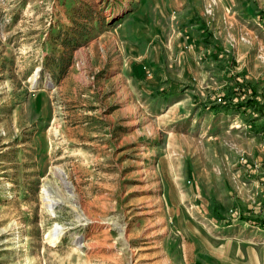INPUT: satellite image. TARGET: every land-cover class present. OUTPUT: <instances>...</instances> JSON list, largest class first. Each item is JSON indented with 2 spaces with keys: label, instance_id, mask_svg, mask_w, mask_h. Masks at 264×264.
Segmentation results:
<instances>
[{
  "label": "rangeland",
  "instance_id": "rangeland-1",
  "mask_svg": "<svg viewBox=\"0 0 264 264\" xmlns=\"http://www.w3.org/2000/svg\"><path fill=\"white\" fill-rule=\"evenodd\" d=\"M0 264H264V0H0Z\"/></svg>",
  "mask_w": 264,
  "mask_h": 264
},
{
  "label": "bare ground",
  "instance_id": "bare-ground-1",
  "mask_svg": "<svg viewBox=\"0 0 264 264\" xmlns=\"http://www.w3.org/2000/svg\"><path fill=\"white\" fill-rule=\"evenodd\" d=\"M45 192L48 194V192L45 190ZM47 196V195H46ZM49 196L50 195H48V197H45V200L46 201H48L49 203H48V205H50V206H52L54 203H55V201L54 200H52L51 198H49ZM61 233V231L60 230H58V229H55L53 232H51V237H52V239L53 240H56V239H59V237H60V234Z\"/></svg>",
  "mask_w": 264,
  "mask_h": 264
}]
</instances>
